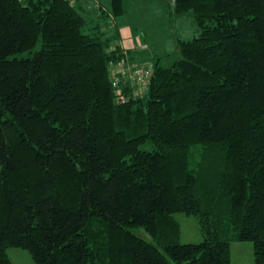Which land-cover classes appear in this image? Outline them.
<instances>
[{
  "label": "trees",
  "instance_id": "16d2710c",
  "mask_svg": "<svg viewBox=\"0 0 264 264\" xmlns=\"http://www.w3.org/2000/svg\"><path fill=\"white\" fill-rule=\"evenodd\" d=\"M89 2L0 0V264L12 247L36 264H234L235 240L264 264V0H172L198 34L169 66L125 49L123 24L88 30ZM145 62L136 94L114 66ZM179 212L201 242H180Z\"/></svg>",
  "mask_w": 264,
  "mask_h": 264
},
{
  "label": "rangeland",
  "instance_id": "374dc122",
  "mask_svg": "<svg viewBox=\"0 0 264 264\" xmlns=\"http://www.w3.org/2000/svg\"><path fill=\"white\" fill-rule=\"evenodd\" d=\"M89 1L88 11L85 13L88 30L100 26L105 31L104 37H109L117 35L120 25L123 24L120 30L125 25L131 26L138 33L136 45L142 49L150 47L151 59L155 62L157 57H163L162 63L165 66L171 65L180 56L177 48L178 37L188 40L198 34L193 13L175 14L172 0H125V12L120 16L112 14L111 0ZM99 3H102L101 8H99ZM95 30L98 28L91 31ZM124 38L127 42L133 40L132 35H126ZM132 43L127 46L123 42V47L125 49L134 48L135 43L134 45ZM175 216L182 228L181 243H198L203 240L196 216L185 212L176 213ZM140 234L148 241L154 242L153 238L145 231H140ZM8 254L13 264H36L31 253L24 248H9ZM231 259L234 264H255L253 242L233 241L231 243Z\"/></svg>",
  "mask_w": 264,
  "mask_h": 264
},
{
  "label": "built area",
  "instance_id": "2783aa9c",
  "mask_svg": "<svg viewBox=\"0 0 264 264\" xmlns=\"http://www.w3.org/2000/svg\"><path fill=\"white\" fill-rule=\"evenodd\" d=\"M150 62H145L142 64H131L129 66H124V65H118V67L116 68V66H114L115 68V72L117 73H121L123 74V76H127L128 72H133V75L130 74L128 77H125V79H133L135 81L136 79V87H137V93L136 94H142L145 92V90L147 89L148 83L150 81L151 75H152V71H153V64ZM128 71V72H127ZM121 77V76H120ZM118 80V79H117ZM115 81L116 85L118 86V96L121 100V102H125V97L122 94L121 88L119 86L118 81ZM120 81V80H119Z\"/></svg>",
  "mask_w": 264,
  "mask_h": 264
},
{
  "label": "crops",
  "instance_id": "0c3cea01",
  "mask_svg": "<svg viewBox=\"0 0 264 264\" xmlns=\"http://www.w3.org/2000/svg\"><path fill=\"white\" fill-rule=\"evenodd\" d=\"M120 34H121V40H122V43H123V42L126 43L127 46H130V44H131L132 42H133L132 45H134V43L137 42L138 33L135 32L131 26L127 27V26L125 25L124 28H122V29L120 30ZM126 35H132V36H133V40H132L131 42H127V41H125V40H124V39H125L124 36H126ZM135 44H137V43H135ZM149 49H150V47L147 48V50H149Z\"/></svg>",
  "mask_w": 264,
  "mask_h": 264
}]
</instances>
